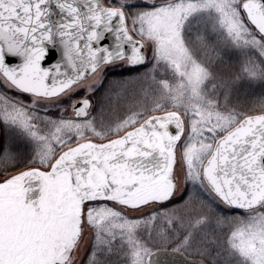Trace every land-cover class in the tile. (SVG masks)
I'll list each match as a JSON object with an SVG mask.
<instances>
[{"label":"snow or ice","instance_id":"obj_1","mask_svg":"<svg viewBox=\"0 0 264 264\" xmlns=\"http://www.w3.org/2000/svg\"><path fill=\"white\" fill-rule=\"evenodd\" d=\"M0 264H264V0H0Z\"/></svg>","mask_w":264,"mask_h":264},{"label":"rangeland","instance_id":"obj_2","mask_svg":"<svg viewBox=\"0 0 264 264\" xmlns=\"http://www.w3.org/2000/svg\"><path fill=\"white\" fill-rule=\"evenodd\" d=\"M112 74H114V77L109 76V77H108L109 79H115V78H118V77L122 76V74H124V75L126 74L125 76L129 75V74H128V71H126V70H121V69H116L115 71H112V72L109 73V75H112ZM105 84H107V81L105 82Z\"/></svg>","mask_w":264,"mask_h":264},{"label":"trees","instance_id":"obj_3","mask_svg":"<svg viewBox=\"0 0 264 264\" xmlns=\"http://www.w3.org/2000/svg\"><path fill=\"white\" fill-rule=\"evenodd\" d=\"M128 74H129V72H128ZM126 75V74H125ZM124 74H122V76H125ZM109 76H112V77H114V74H112V75H109Z\"/></svg>","mask_w":264,"mask_h":264}]
</instances>
